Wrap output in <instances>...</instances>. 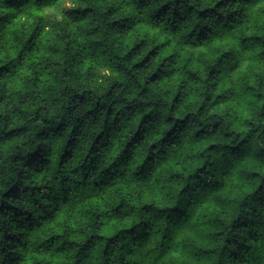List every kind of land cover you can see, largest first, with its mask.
I'll use <instances>...</instances> for the list:
<instances>
[{
    "label": "clouds",
    "instance_id": "9594fccd",
    "mask_svg": "<svg viewBox=\"0 0 264 264\" xmlns=\"http://www.w3.org/2000/svg\"><path fill=\"white\" fill-rule=\"evenodd\" d=\"M0 264H264V0H0Z\"/></svg>",
    "mask_w": 264,
    "mask_h": 264
}]
</instances>
